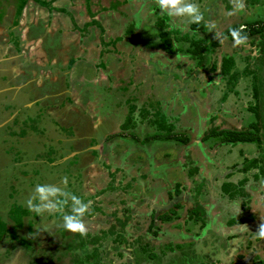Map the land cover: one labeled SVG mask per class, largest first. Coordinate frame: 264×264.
I'll return each mask as SVG.
<instances>
[{
    "label": "rangeland",
    "instance_id": "rangeland-1",
    "mask_svg": "<svg viewBox=\"0 0 264 264\" xmlns=\"http://www.w3.org/2000/svg\"><path fill=\"white\" fill-rule=\"evenodd\" d=\"M182 4H195L208 29L156 0H0V264H264V36L240 45L222 36L264 21V0ZM187 33L221 46L198 66L189 42L175 40ZM225 56L236 61V94L221 75ZM160 116L189 142H142L164 133ZM255 121L259 145L203 139ZM247 158L257 167L244 171ZM240 181L245 195L230 199L222 185ZM37 185L54 194L40 200ZM73 195L90 204L84 215ZM197 203L200 220L189 217ZM172 209L178 217L163 221ZM65 216L86 234L64 229Z\"/></svg>",
    "mask_w": 264,
    "mask_h": 264
},
{
    "label": "trees",
    "instance_id": "trees-1",
    "mask_svg": "<svg viewBox=\"0 0 264 264\" xmlns=\"http://www.w3.org/2000/svg\"><path fill=\"white\" fill-rule=\"evenodd\" d=\"M248 1V0H247ZM259 1L260 0H256ZM158 25L165 29V24L163 21H158ZM202 28L208 29V25H201L200 23H193L192 24V30L194 31H201ZM233 30L239 31L241 36H245V39L247 38H253L255 36H264V21H254L250 22L245 29H241L238 25H235L233 27H230L222 33L223 37H227L230 40H234L232 37L231 33ZM160 40L165 44L166 47V52L168 54H173L175 49L173 47V40L170 37L169 31H162L160 34ZM176 41H185L189 42V47L186 49V52L191 56L193 60L197 59V64L198 66L201 65V63L206 60L205 54H213L217 48H219L221 45L217 40H210L206 41L203 38H197L190 36L188 33L183 34L180 37L175 39ZM262 46L264 47V43H261ZM214 66L212 69H216V65L213 64ZM236 65L235 58L233 56H225L221 60V65H220V71L221 75L223 76L224 79H226L227 82V89L229 90L228 92L236 94V90L234 87L235 82L237 81L239 74L237 71H233L234 67ZM252 71H248V69H244V73L246 74H252ZM258 79L257 77L254 76V80L252 82V96L256 102L259 101L261 98L262 93L260 92V87L258 86L257 82ZM227 98V95L225 94L222 99L225 100ZM259 105L258 103L255 104V106L250 109V111L253 113L256 119L259 118ZM131 121V118L128 116L126 119V122L123 123L122 128L123 129H128L130 128V124H127ZM154 125L157 126L158 130L163 131L164 133H154L144 139H142V142H146L148 140H157V139H166V140H176L180 141L181 143H188L189 138L187 136H175L172 131L174 126L173 125H168L167 121L164 116H160V118H156ZM258 123L257 121L251 123V129L249 131H243V130H231V129H219V128H212L206 135L203 137L204 140H207L210 137H215V138H220L221 141L225 143H232V144H237V143H255L257 142L258 145L260 144L259 142V137L257 133L259 132L258 128ZM260 155H264V148L260 152ZM264 158V157H263ZM259 158H250L246 159L245 163L246 165L242 167L244 171H248L252 168H256L258 164ZM262 160V159H261ZM191 173V172H190ZM260 173L262 176H264V169H260ZM255 178H258V175H254ZM245 181H240V187H235L232 183H224L222 185L224 193L228 194L230 199H234L236 196L239 195H245L244 190H243V185ZM234 187L235 190H232L231 187ZM176 193H179L178 190H176ZM245 207V206H244ZM203 212L202 206L197 203L196 208L189 213V217L192 218V215H196V220H200L201 217L198 215V213ZM178 214L174 209H172L171 214L170 213H164L161 216V219L163 221H169L174 218H177ZM230 225L236 224L235 220L230 221ZM26 245L28 246L29 243L27 242Z\"/></svg>",
    "mask_w": 264,
    "mask_h": 264
},
{
    "label": "clouds",
    "instance_id": "clouds-1",
    "mask_svg": "<svg viewBox=\"0 0 264 264\" xmlns=\"http://www.w3.org/2000/svg\"><path fill=\"white\" fill-rule=\"evenodd\" d=\"M156 2L159 8L164 10V12H166L168 16H171L173 14L187 15L191 17L194 23H199V21H201L202 19V15L199 14L198 8L195 4H182V0H156ZM240 7L242 8L243 5L241 4ZM231 14L232 13H229V15ZM231 35L237 45H240L244 42L245 36H241L239 31L233 30ZM35 191L39 194L40 200H46L48 195L54 194L53 190H50L47 186L44 185H37ZM72 200L74 202L73 211L77 214V216L84 215V213L88 210L90 204L84 203L74 195L72 196ZM60 203L62 202H59L57 205L46 204L44 205V207H58ZM26 204L29 210L37 213L41 212V207L34 205L31 199H29ZM62 226L68 232H79L81 235L86 234V228L84 224L76 216H65ZM257 233L260 238H264V224L260 225Z\"/></svg>",
    "mask_w": 264,
    "mask_h": 264
},
{
    "label": "crops",
    "instance_id": "crops-1",
    "mask_svg": "<svg viewBox=\"0 0 264 264\" xmlns=\"http://www.w3.org/2000/svg\"><path fill=\"white\" fill-rule=\"evenodd\" d=\"M0 9H3V12H6V6H4V5H1V8ZM5 14H8V11L5 13ZM49 42V41H48ZM51 44V42H49V46H51L50 45ZM174 54V53H173ZM173 54H169V55H173ZM62 91H64V90H62ZM58 93H62V92H58ZM105 137V136H104ZM91 140V139H90ZM236 198V197H235ZM191 199L192 200H194V198H192L191 197ZM193 210V209H192ZM251 238H253V236L252 237H250L249 239H251Z\"/></svg>",
    "mask_w": 264,
    "mask_h": 264
},
{
    "label": "bare ground",
    "instance_id": "bare-ground-1",
    "mask_svg": "<svg viewBox=\"0 0 264 264\" xmlns=\"http://www.w3.org/2000/svg\"><path fill=\"white\" fill-rule=\"evenodd\" d=\"M237 144H239V143H237ZM241 144V143H240ZM251 144H253V143H251ZM248 159V158H247ZM237 224V223H236Z\"/></svg>",
    "mask_w": 264,
    "mask_h": 264
}]
</instances>
